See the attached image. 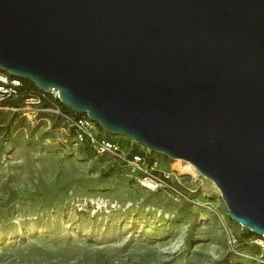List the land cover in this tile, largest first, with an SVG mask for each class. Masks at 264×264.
I'll return each instance as SVG.
<instances>
[{"label":"water","instance_id":"obj_1","mask_svg":"<svg viewBox=\"0 0 264 264\" xmlns=\"http://www.w3.org/2000/svg\"><path fill=\"white\" fill-rule=\"evenodd\" d=\"M0 70L189 162L264 239V0H0Z\"/></svg>","mask_w":264,"mask_h":264},{"label":"rangeland","instance_id":"obj_2","mask_svg":"<svg viewBox=\"0 0 264 264\" xmlns=\"http://www.w3.org/2000/svg\"><path fill=\"white\" fill-rule=\"evenodd\" d=\"M57 107L0 108V264H264L260 236L186 161L150 151L148 189L80 152Z\"/></svg>","mask_w":264,"mask_h":264},{"label":"built area","instance_id":"obj_3","mask_svg":"<svg viewBox=\"0 0 264 264\" xmlns=\"http://www.w3.org/2000/svg\"><path fill=\"white\" fill-rule=\"evenodd\" d=\"M22 82L19 78L0 70V108H11L18 110L20 107H10V101L17 99L19 96L24 97L21 100V106L25 107H42L44 100L50 101L52 104L58 100V92L56 89H49L47 92H31L26 94L20 93ZM56 113L64 118L67 125L66 132L72 134L74 143L79 147L86 145L95 155L109 156V158L128 167L131 172L136 173L138 181L143 183H154L156 177L153 175L155 171L156 161L152 160L151 152H134L133 145L136 143L126 136H116L102 132L98 124L91 120L87 115L80 116L70 115L61 112L57 107ZM119 137V138H116ZM122 138L126 139L121 140ZM147 188V186H144ZM260 243H264V239L259 237Z\"/></svg>","mask_w":264,"mask_h":264},{"label":"trees","instance_id":"obj_4","mask_svg":"<svg viewBox=\"0 0 264 264\" xmlns=\"http://www.w3.org/2000/svg\"><path fill=\"white\" fill-rule=\"evenodd\" d=\"M19 79L22 82V87L19 90L20 93H23V94L27 95L28 93H31V92H40V90L32 82H30L29 80L22 79V78H19ZM23 97H24L23 95L19 96L17 99L10 101L8 105L10 107H20L21 106V100H22ZM55 104L58 105V108L60 109L61 112L68 113V114L74 115L76 117L82 115V114L75 113L71 109H69L66 106L62 105L59 102V100H56L54 102V104H52L48 100H44V102L42 104V107H50L51 105H55ZM65 129H67V125H66ZM67 134H68V136H70L72 138V134L71 133H67ZM79 151L84 153V154L85 153H90V152L93 153L86 145L80 146L79 147Z\"/></svg>","mask_w":264,"mask_h":264},{"label":"bare ground","instance_id":"obj_5","mask_svg":"<svg viewBox=\"0 0 264 264\" xmlns=\"http://www.w3.org/2000/svg\"><path fill=\"white\" fill-rule=\"evenodd\" d=\"M182 168V169H181ZM181 171H187L191 175H195L197 173V170L194 168L193 165H191L189 162L185 163L184 167H181ZM144 186H147L148 189H154L155 185L153 183H143ZM215 185V184H214Z\"/></svg>","mask_w":264,"mask_h":264}]
</instances>
